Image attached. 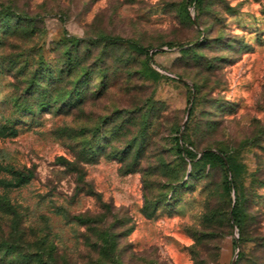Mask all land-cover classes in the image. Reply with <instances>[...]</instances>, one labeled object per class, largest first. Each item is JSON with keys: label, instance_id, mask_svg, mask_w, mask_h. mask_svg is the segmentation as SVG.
Listing matches in <instances>:
<instances>
[{"label": "rangeland", "instance_id": "1", "mask_svg": "<svg viewBox=\"0 0 264 264\" xmlns=\"http://www.w3.org/2000/svg\"><path fill=\"white\" fill-rule=\"evenodd\" d=\"M0 196V264H264V0H0Z\"/></svg>", "mask_w": 264, "mask_h": 264}, {"label": "trees", "instance_id": "2", "mask_svg": "<svg viewBox=\"0 0 264 264\" xmlns=\"http://www.w3.org/2000/svg\"><path fill=\"white\" fill-rule=\"evenodd\" d=\"M202 3H203V0H189V5H201ZM101 37H102V39L103 38L111 39V40L113 39V38H110L109 36H101ZM76 41L77 40H73V42H76ZM167 45L168 46H175L178 44L167 43ZM139 49L143 50L147 56H150V52L147 48L139 46ZM50 76H51V73H50ZM48 85H49V83H48ZM75 94H76V98L79 99V97L81 95L80 92L76 91ZM48 96H49L48 86H45V87L43 86V87L39 88L38 89V97H41L40 98L41 102L39 105H43L42 100L46 99ZM191 113H193V110H191ZM175 145L177 148V152L183 158H185L187 160H194L195 159L197 161H208L211 163L221 165L225 171V175H224L225 188L229 191L232 188L235 189V180L232 177H230V169H231V166H229L230 158L225 151L207 148V149H204L201 153H197L196 151L192 150L191 148H189L188 146L185 145L183 136L180 134L176 135ZM101 148H102V146L100 144H98L97 148L92 149V151L96 152L98 149L100 150ZM9 169L16 176V180L18 183H24L32 177L31 173L18 170L14 166H10ZM0 199H2V196H0ZM230 214H231V218L234 221V223L239 227L240 223H241V216H242L241 199H240L239 195L236 196V199H235L234 204L231 208ZM235 243H238V242L236 241Z\"/></svg>", "mask_w": 264, "mask_h": 264}, {"label": "water", "instance_id": "3", "mask_svg": "<svg viewBox=\"0 0 264 264\" xmlns=\"http://www.w3.org/2000/svg\"><path fill=\"white\" fill-rule=\"evenodd\" d=\"M189 113H190V108H188L187 115H189ZM233 263H234V262H233Z\"/></svg>", "mask_w": 264, "mask_h": 264}]
</instances>
